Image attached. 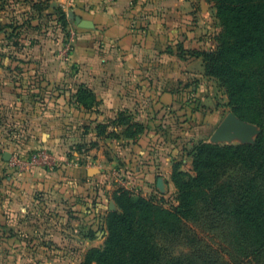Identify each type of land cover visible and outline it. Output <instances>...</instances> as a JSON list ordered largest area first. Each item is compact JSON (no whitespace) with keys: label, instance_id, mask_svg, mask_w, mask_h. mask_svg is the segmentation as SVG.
Instances as JSON below:
<instances>
[{"label":"crops","instance_id":"1","mask_svg":"<svg viewBox=\"0 0 264 264\" xmlns=\"http://www.w3.org/2000/svg\"><path fill=\"white\" fill-rule=\"evenodd\" d=\"M204 1L26 0L10 8L0 4V154L7 161L14 152L47 147L51 158L60 162L56 171L37 166L14 175L8 186L10 209L18 213L45 203L60 204L62 179L69 187L80 183L89 188L91 194H80L84 201L93 200L86 214L97 211L95 222L101 220V211L105 216L116 209L112 193L118 188L147 198L166 197L175 190L173 164L192 168L184 147L189 150L198 140H208L196 138L191 125L200 117L206 119L205 125L220 122L206 116L215 101L208 92L212 77L205 74L202 58L193 53L210 49ZM61 12L66 14L64 24ZM69 12L91 26H80ZM50 16L56 17V32L57 20L64 29L72 26L65 41L70 47L67 53L61 41H51L41 32ZM19 28L28 34L17 38ZM31 35L38 41L33 47L28 43ZM16 41L22 50L11 51ZM65 60L71 67L63 66ZM80 86L90 89L98 102L92 111L75 100ZM119 114L126 121L117 124ZM18 118L23 123L21 134L13 129L19 128ZM131 123L142 129L134 134L132 128L127 130ZM99 124L105 125L101 135ZM185 135L190 146L183 144ZM76 140H88L86 153L97 162L107 143L113 159L95 168L70 162L61 152ZM106 177L115 178L113 184L109 180L99 185ZM79 192L72 191L75 196ZM91 227L89 237L82 235L85 243L97 239L98 231Z\"/></svg>","mask_w":264,"mask_h":264},{"label":"trees","instance_id":"2","mask_svg":"<svg viewBox=\"0 0 264 264\" xmlns=\"http://www.w3.org/2000/svg\"><path fill=\"white\" fill-rule=\"evenodd\" d=\"M211 1L222 25L217 46L193 53L202 58L205 74L225 88L232 112L260 133L253 143L200 140L191 153L193 173L173 164L177 204L171 207L116 189V209L104 219V246L88 249L81 264H264V0ZM60 19L64 24V12ZM75 100L88 111L98 104L83 86ZM124 121L119 114L114 122ZM131 128L134 134L142 129L137 123ZM104 131L99 124L98 135ZM201 227L219 234L223 250L202 248ZM173 243L189 251L173 254L164 246Z\"/></svg>","mask_w":264,"mask_h":264},{"label":"rangeland","instance_id":"3","mask_svg":"<svg viewBox=\"0 0 264 264\" xmlns=\"http://www.w3.org/2000/svg\"><path fill=\"white\" fill-rule=\"evenodd\" d=\"M26 0H1L0 4H3L4 6H7L10 8V5H19L20 2H24ZM50 1V0H47ZM207 5L208 9V19L206 24L209 26L208 31L206 33L207 37H209L211 40V43L209 44V51L216 48L218 43V37L219 33L222 30L221 21L216 17V7L215 3L211 0H205L204 1ZM48 5V3H47ZM49 7V6H48ZM56 17H45L44 22L41 27V32H43L46 36L51 39V41H54L57 39L61 41L62 49L66 53L70 50V47H67L65 44L66 39H68V36L70 34V29L72 26L67 28H62V23L57 20V32L55 30V19ZM59 16L57 15V19ZM72 24V23H71ZM74 30V29H73ZM60 32V34H59ZM18 37L23 36L24 34H28L26 29L19 28ZM16 38V40H17ZM21 38V37H20ZM53 39V40H52ZM12 42H15V40L11 39ZM29 45L34 46L38 44L37 39H33V35H31ZM35 41V42H34ZM18 42L17 45H14L13 48H11V51L15 50H22L20 48V42ZM210 42V41H209ZM12 45V43H11ZM36 47V46H35ZM42 46L40 47V49ZM57 52H59L57 50ZM63 52L64 56H66V53ZM68 62L65 60L63 62V66H70L67 64ZM71 67V66H70ZM209 82V81H208ZM210 92L209 94L214 97V102H212V105L208 106L209 113H206L209 118V120H212L214 118H217V121H221L227 114L234 115L237 119L238 118L231 110V106L228 103V97L225 91V88L221 85V83L212 77L211 82L209 83ZM207 105L205 106V108ZM215 108V110H214ZM214 112V113H213ZM69 114V113H68ZM53 116V114H51ZM91 116H94V114H91ZM18 120V122H17ZM204 118H201L197 120L198 122L191 127V132L196 133L198 137L196 138H203L208 139L207 142L211 143H217V144H244V143H253L255 141V138L260 133V128L248 121L241 120L242 122L246 123L251 131L248 132L246 135L242 136L240 134H232L229 138H220L217 140L212 139V134L215 130V127L218 122L212 123L211 125H205ZM16 122L19 125L18 129L13 128L16 131V134H21L22 129V122L21 119H16ZM187 136L185 135V138L182 139L184 141V145L190 146L187 144ZM20 138V137H19ZM21 140V138L19 139ZM78 141V145H70V147L63 148L61 154H63L70 162L72 160H76L77 163H83L84 166H89L91 168L99 167L100 163H103L105 161H110L113 159L114 152L112 149H110V146L106 143L103 144L105 147L101 150V154L99 156V162L92 159V155L86 153L87 147H88V140ZM197 142H195L190 149L189 147H184L185 150L189 151V154L193 152V147L197 145ZM75 142V140H73ZM182 142V141H181ZM18 143H21L18 142ZM47 150V153H49V156L52 155V153L49 151L50 149L45 147ZM34 149H42V148H30L27 149L25 152H14L12 153V156L7 160L4 161L1 154H0V264H81L85 260V255L88 249L92 247L102 248L104 246L105 236H106V229H105V223H104V213L102 211L98 214L101 217V220L99 221H92V218L96 216V212L93 210L95 214H86V210H90L91 206L94 205L93 200L84 201V196L80 193H87L88 195L91 193L89 192V188H87L85 185H82L80 183L77 184V186L73 189L72 187H69V183H66L67 180L62 179V185H60V197L61 201L56 203L55 205L51 204H41L40 206L33 207L30 210L26 211H19L18 213H15L12 209H10L8 202H9V189L8 186L10 184V181L13 179V176L16 174H22L23 172L27 171V166L23 163H15L14 159L18 158L19 160L26 159L27 155L32 152ZM54 149V148H52ZM55 150V149H54ZM80 154L75 155L73 153L78 152ZM60 155V154H59ZM192 161V156L191 158ZM185 160H188L187 158ZM69 162V163H70ZM50 167L49 166H42L46 168L49 171H56L60 166V162H57L56 160H53L50 156ZM12 164V165H11ZM187 166L189 163H186ZM37 167V166H33ZM32 167V168H33ZM31 168V167H29ZM94 171V169H92ZM112 169L108 167L106 171L110 172ZM190 173L192 172V168L188 170ZM96 172H93L90 176L93 177ZM95 177V176H94ZM123 176H119V179H122ZM83 179H86V177H83ZM110 182L113 184V181H115V178L113 177H106L105 179H102L99 185H102L104 181L107 183ZM113 180V181H112ZM124 180V178H123ZM64 183L68 184L65 185ZM74 185V184H73ZM70 189L74 192V190H80L78 195H74L76 193H72ZM82 191V192H81ZM108 192V191H107ZM93 194V193H92ZM62 195V196H61ZM65 195H68L65 197ZM108 196V194H107ZM67 198V199H66ZM153 200L157 201V203L165 206V207H171L173 205L177 204V190L175 188L174 191L170 192L168 195L165 196H152L149 197ZM70 200V204L67 203V201ZM86 202L89 203V206H86ZM72 203V204H71ZM63 204V206L61 205ZM61 206V207H60ZM73 206V209H72ZM75 206V208H74ZM95 207H93L94 209ZM77 209V212L75 211ZM92 213V212H90ZM107 214V213H106ZM189 224L193 225L191 222H188ZM92 225H94V230H97V239L92 238L88 240V243H85L87 239L85 240L82 235L86 237L87 234H89L88 229H92ZM200 233V236L202 237V245L203 249L209 250L211 246H214L218 248L219 250H223L221 237L216 231H211L204 229L203 227L197 229ZM87 232V233H86ZM86 234V235H85ZM89 237V235H87ZM85 240V241H84ZM190 246H195L193 242L189 241ZM95 245V246H92ZM211 245V246H209ZM92 246V247H91ZM164 246L167 247V250L173 251V254H181L186 253L189 251V248L187 245L182 243H173V244H165ZM200 245H197L199 247ZM208 246V247H207ZM96 264V263H91Z\"/></svg>","mask_w":264,"mask_h":264},{"label":"water","instance_id":"4","mask_svg":"<svg viewBox=\"0 0 264 264\" xmlns=\"http://www.w3.org/2000/svg\"><path fill=\"white\" fill-rule=\"evenodd\" d=\"M70 18H74L76 22L79 23L80 26L82 27H90L91 23L82 20L80 17L75 16L73 13L69 12L68 13ZM251 129L250 127L242 122L241 120L237 119L234 115L232 114H227L217 125L215 128L213 134H212V139L217 140L220 138H229L231 137L232 134H240L242 136L246 135L248 132H250ZM4 159H8V154H4ZM93 173V170L90 169V175Z\"/></svg>","mask_w":264,"mask_h":264},{"label":"built area","instance_id":"5","mask_svg":"<svg viewBox=\"0 0 264 264\" xmlns=\"http://www.w3.org/2000/svg\"><path fill=\"white\" fill-rule=\"evenodd\" d=\"M14 162L18 164L23 163L27 168L38 165L50 167L51 165L50 156L45 149H34L27 155L26 159L19 160L18 158H15Z\"/></svg>","mask_w":264,"mask_h":264}]
</instances>
